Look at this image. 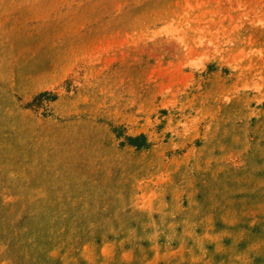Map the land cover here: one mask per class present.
Returning a JSON list of instances; mask_svg holds the SVG:
<instances>
[{"label":"rangeland","instance_id":"374dc122","mask_svg":"<svg viewBox=\"0 0 264 264\" xmlns=\"http://www.w3.org/2000/svg\"><path fill=\"white\" fill-rule=\"evenodd\" d=\"M40 62L64 133L31 189L0 127V264H264V0H0V105Z\"/></svg>","mask_w":264,"mask_h":264},{"label":"crops","instance_id":"0c3cea01","mask_svg":"<svg viewBox=\"0 0 264 264\" xmlns=\"http://www.w3.org/2000/svg\"><path fill=\"white\" fill-rule=\"evenodd\" d=\"M62 72V69L54 71L48 62L34 64L30 70L31 75L20 77L19 80L22 81L17 83L15 89L6 88V91L4 90L7 95L0 105L1 134L9 135L14 132L13 150L15 151L18 175L30 179L29 188L31 189L35 185L47 186L46 182H35L34 179L37 177L47 178L50 175L49 169L44 165L41 166V160L50 156L49 143L51 138L57 134V129L59 135L64 133L59 127H56L54 116L39 114L33 108L40 105L35 106V102L39 101L37 98L41 94L50 93L49 90L61 82ZM55 99L56 97H52V100ZM20 102L27 103L22 106ZM11 127L14 128V131L11 130Z\"/></svg>","mask_w":264,"mask_h":264},{"label":"trees","instance_id":"16d2710c","mask_svg":"<svg viewBox=\"0 0 264 264\" xmlns=\"http://www.w3.org/2000/svg\"><path fill=\"white\" fill-rule=\"evenodd\" d=\"M43 95H45V94H41L37 99H39L40 97H42ZM132 144H135V145H139V144H136V143H132Z\"/></svg>","mask_w":264,"mask_h":264}]
</instances>
